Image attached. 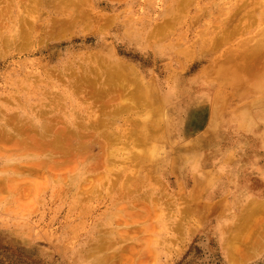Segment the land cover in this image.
<instances>
[{
    "label": "bare ground",
    "instance_id": "6f19581e",
    "mask_svg": "<svg viewBox=\"0 0 264 264\" xmlns=\"http://www.w3.org/2000/svg\"><path fill=\"white\" fill-rule=\"evenodd\" d=\"M170 1L172 4H169L168 10L172 13L167 14H176L171 18L172 21L179 18L185 21L184 18L192 10L208 17V30L203 33H211L212 36L207 45V55H214V51L221 48L219 46H233L215 56L216 60L230 62L221 64L220 72L224 79L218 85L220 88L234 87L236 82L232 79L235 77L238 81L236 101L240 103L242 100H250L253 119L257 120L258 115L264 118V28L260 33L234 44V37L247 31L244 24L252 14L256 15L257 21L264 23V0ZM91 2L92 0H32L31 3L30 0H0V54L4 50L27 49L36 40L38 31L35 29L38 24L46 27L43 38L70 37L72 34L69 33V28L89 26L92 23L91 18L95 17V13L93 6L88 5ZM195 3L199 4L193 6ZM219 4H229L231 7L221 12ZM35 12L37 16L34 18ZM222 15L225 17L218 23ZM198 18L192 16L190 20ZM3 20L4 23L1 22ZM164 22L167 24L165 20ZM103 23L101 30L107 27L109 20L106 19ZM127 23L125 35L135 37L131 31L136 28L131 21L127 20ZM168 28V25H157L154 30L146 31L148 41L144 38L145 30L137 37L143 35L146 42L158 37L164 40ZM213 28L218 31L214 33ZM154 44L158 42L155 41ZM248 44L251 46L246 48ZM55 46L56 44L51 45ZM60 70L61 72L54 73L47 71V81L37 73L32 74L37 75V78H31L37 84H46L53 91L63 90L62 99L66 101L67 107H71L70 110L61 105V96L48 100L39 98L37 102L43 103L36 108L31 105L29 107L28 101L24 99V102L17 105L23 115L6 106L7 103L16 104L12 96H9V102L2 101L0 161L4 166L0 167V183L4 185L9 197L15 196L14 187H21V173L52 174L54 169L51 164H63L73 171H66L63 177L54 174L44 177V183L41 184L53 187L50 199H73L79 202L81 197L76 196L78 194L85 196L88 203L109 199V219L106 221L109 226H95L87 233L86 241L79 248L77 256L72 258L76 264H147L148 261H151L149 264H158L162 250L171 254L170 251L176 248L178 253L184 242L201 229V222L206 215L219 213V204L229 199V194L226 192L222 202H215L204 209L190 195H180L177 202L174 194L170 196L167 190H160L153 174L165 160L166 146L170 149L168 160L171 163H174L175 156L172 151L181 146L173 141L174 138L184 141L194 131L199 135L195 145L206 147L208 140L213 138L205 135V126L209 109L218 101L217 97L223 98L219 111L227 115L237 128L248 132L253 119L250 120L248 113L238 104L229 109L230 103L225 95L228 92L216 90L213 96H209L208 91H205L198 94L191 106L188 103L182 107L179 118L175 115L172 119L176 122L174 128H178L177 134L170 132L169 128L155 132L165 118L167 101L155 91L153 81H143L133 66L113 54L108 61L92 55L88 64L62 66ZM21 84L28 90L33 81L23 78ZM203 86L206 84L202 83L200 89ZM36 88L38 85L34 89ZM212 101L215 102L212 104ZM254 107L257 108L254 110ZM76 112L80 118L75 117ZM54 113L63 117L64 125L59 120L45 118ZM84 119L91 120L85 124ZM183 161L189 170L187 172L195 179L197 189L200 182L203 183V177H206L204 166L208 161L198 158H186ZM208 165L210 168V164H206ZM173 167L175 166H172L169 173H165L167 177L177 171L173 172ZM199 171H202L201 177ZM233 173L231 169L224 170L225 180L230 184ZM27 183L30 186L39 185L33 181ZM196 189H193L192 195L196 194ZM226 190L235 198V208L242 202H239L242 197L246 201L237 211L238 215L223 217L224 221L219 223L217 231L227 263L246 264L264 252V196L262 199L252 197L250 192L241 190L237 183ZM134 202L139 203V209L128 210L135 208ZM139 216L150 219L161 216L165 236L161 240H152L143 233H140L142 237L129 233V228ZM116 218L119 223H115ZM127 242H130L129 246ZM121 243H124L123 247H119ZM144 243L143 248L135 246ZM125 244L128 247H124Z\"/></svg>",
    "mask_w": 264,
    "mask_h": 264
},
{
    "label": "rangeland",
    "instance_id": "374dc122",
    "mask_svg": "<svg viewBox=\"0 0 264 264\" xmlns=\"http://www.w3.org/2000/svg\"><path fill=\"white\" fill-rule=\"evenodd\" d=\"M30 2L32 3V0ZM170 3V0H92L88 3L93 6L95 13V17L91 18L92 23L89 26L69 28V33L72 35L67 38H43V32L47 31L43 30L46 27L42 23V25L38 24L35 29L36 32L38 31L35 35L36 40L27 49L4 50V53L0 54V106L2 101L9 102V96H12L16 104L7 103L6 106L11 111L21 113L17 105L24 102V99L28 101L29 107L31 105L36 108L43 103L37 102L39 98L48 100L54 96H61V105H65V108L70 110L71 107H67L66 101L62 99L63 90L53 91L46 84L35 83L31 76L37 78V75L32 74L37 73L40 78L47 81V71L61 72L62 66L88 64L92 55L108 61L113 54L133 66L143 81H153L155 91L167 101L165 118L155 132L166 131L169 128L170 132L177 134L178 128H174L176 122L172 119L175 115L179 118L182 107L188 103L191 106L198 94L205 91H208L209 96H213L216 90L228 92L225 95L230 103L229 109L238 104L252 120L253 106L251 107L250 100H242L238 103L235 99V91L238 88L235 77L232 79L236 82L234 87L220 88L218 85L219 81L224 79L220 72L221 64L230 62L216 60L215 56L233 46L229 44L219 46L221 48L215 50L214 55H207L206 52L209 51L207 45L212 36L211 33L208 35L203 33L208 30L209 25L206 24L209 19L205 14L196 13L191 9L192 5L197 6L199 3L189 7L192 12L184 18L185 21L180 18L171 20L176 14H167L172 13L168 10ZM229 7H231L229 4L218 5L221 12ZM36 16L37 12L33 14L34 18ZM192 16L199 18L192 21L190 20ZM51 17L56 18L55 15ZM224 17L222 15L217 18L218 23ZM248 18L249 20L244 24L247 31L234 37L235 45L242 39L260 33L264 28L263 21H257L255 14ZM106 19L109 23L104 30H101L100 26ZM127 20L136 28L131 31L135 37L125 35L128 30ZM251 21L253 22L249 25ZM1 22L4 23V20ZM29 25L31 26L32 22ZM157 25H168L166 38L163 40L158 37L156 40L146 42V31L154 30ZM213 29H215L214 33L218 31L217 28ZM142 31L145 32V40L143 35L137 37ZM155 41L158 44L155 45ZM52 44L56 46L51 47ZM250 46L251 44H248L246 48ZM23 78L33 81V85L28 90L21 84ZM202 83L206 86L200 89ZM37 85L38 88L34 89ZM216 100L218 101L215 104H213L215 101H212L213 105L211 110L209 109L205 126V135H210L209 138L213 140L209 139L206 147L195 145L199 135L194 131H191L192 135L184 141L174 138L173 141L177 145L181 144L177 150L172 151L175 154L174 163L168 160L170 149L166 146L165 160L163 159L162 164L158 166V171H154L153 177L157 181L158 188L167 190L170 196L174 194L176 201L180 195H190V198L205 209L215 202H222L226 192L229 194V199L219 204V213L204 217L201 229L184 242L181 249L177 250L178 253L176 248L170 251L171 254L162 250L158 264H228L217 228L219 223L224 221L223 217L232 218L238 215L237 211L243 207L242 203L246 200L244 201L245 198L242 197L239 201L242 202L235 208V198L226 189L232 188V185L237 183L241 186V190L250 192L252 197L262 199L264 196V118L258 115L257 120L250 121L251 129L248 132L243 131L230 122L227 115L219 111L223 98L217 97ZM256 108L254 107V110ZM75 117L80 118L77 112ZM45 118L59 120L64 125L63 117L57 113L49 114ZM90 120L84 119L83 123L88 124ZM218 122L223 125H218ZM95 154L96 151L93 155ZM186 158L203 159L204 162L210 158L206 162L210 164V168L205 164L206 177H203V183L200 182L197 189L195 179L187 172L186 163L183 161ZM1 166H4L2 161H0ZM172 166H175L173 172L176 169L177 171L167 177L165 173H169ZM51 167L54 169L52 174L21 173L22 178L19 182L21 187H14L16 194L13 198L9 197L4 185L0 183V264H76L72 258L77 256L79 248L86 241L87 233L95 226L101 228L109 226L106 222L109 219V199L88 203L82 194L76 195L81 197L79 202L73 199H50L53 187L41 185L44 183V177L53 174L63 177L66 171H73L63 164L61 166L51 164ZM226 168L234 171L232 184L225 180ZM198 174L201 177L202 171ZM28 181L39 185L30 186L26 184ZM193 189H196L194 195H192ZM134 203L135 208L128 210L139 209L137 208L139 203ZM118 217L127 218V216ZM135 220L129 228V233L138 237H142L140 233H143L152 240H161L165 236L161 226V216L153 219L139 216ZM117 221L118 218L115 219V223H119ZM142 240L144 241L143 238ZM129 243L127 242L128 246ZM127 244L124 247H128ZM123 245L124 243H121L119 247ZM135 246L143 248L145 243ZM150 262L148 261L147 264ZM246 264H264V252Z\"/></svg>",
    "mask_w": 264,
    "mask_h": 264
}]
</instances>
